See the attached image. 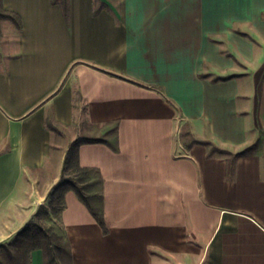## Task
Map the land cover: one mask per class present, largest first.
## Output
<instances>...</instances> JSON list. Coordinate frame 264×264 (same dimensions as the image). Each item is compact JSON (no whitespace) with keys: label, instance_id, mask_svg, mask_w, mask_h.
Segmentation results:
<instances>
[{"label":"crops","instance_id":"1","mask_svg":"<svg viewBox=\"0 0 264 264\" xmlns=\"http://www.w3.org/2000/svg\"><path fill=\"white\" fill-rule=\"evenodd\" d=\"M3 6L22 22L0 19L4 242L45 203L68 143L116 120V151L79 148L81 165L103 176L107 231L68 192L73 264H264V153L237 158L228 175L224 155L179 139L187 123L238 152L264 129V0ZM31 264H43L40 249Z\"/></svg>","mask_w":264,"mask_h":264},{"label":"trees","instance_id":"2","mask_svg":"<svg viewBox=\"0 0 264 264\" xmlns=\"http://www.w3.org/2000/svg\"><path fill=\"white\" fill-rule=\"evenodd\" d=\"M0 19L10 20L17 28L22 26L20 15L5 9L3 0H0ZM229 77L232 75L220 78ZM47 126L55 128L50 121H47ZM90 126L95 129L96 135H78L68 143L60 177L49 188L45 203L37 208L33 216L12 238L0 244V264H31V251L34 249L42 251L43 264H73L71 244L62 221L68 192H73L97 220L103 231H107L104 219L103 176L99 168L81 165L79 148L85 143L103 142L116 151L117 121L111 120ZM179 139L185 147H191L193 144L207 146L209 157L216 154L224 155L228 175L233 174L237 158L256 152L264 153V129H260L259 136L253 144L238 152H231L206 140L195 138L187 123L181 125Z\"/></svg>","mask_w":264,"mask_h":264},{"label":"rangeland","instance_id":"3","mask_svg":"<svg viewBox=\"0 0 264 264\" xmlns=\"http://www.w3.org/2000/svg\"><path fill=\"white\" fill-rule=\"evenodd\" d=\"M101 7H102V4L99 2L98 5H97V8L100 10ZM9 24H10V26H12L11 23H9ZM204 264H206V262Z\"/></svg>","mask_w":264,"mask_h":264},{"label":"built area","instance_id":"4","mask_svg":"<svg viewBox=\"0 0 264 264\" xmlns=\"http://www.w3.org/2000/svg\"><path fill=\"white\" fill-rule=\"evenodd\" d=\"M4 242V239L0 237V244Z\"/></svg>","mask_w":264,"mask_h":264}]
</instances>
